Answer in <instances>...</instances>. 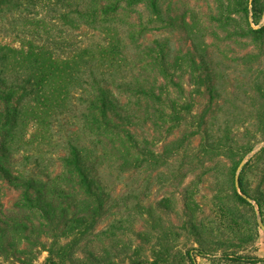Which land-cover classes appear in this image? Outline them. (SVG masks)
Listing matches in <instances>:
<instances>
[{
    "label": "rangeland",
    "instance_id": "1",
    "mask_svg": "<svg viewBox=\"0 0 264 264\" xmlns=\"http://www.w3.org/2000/svg\"><path fill=\"white\" fill-rule=\"evenodd\" d=\"M25 45L57 60L35 75L41 62L11 54L9 77L46 81L19 95L7 164L56 182L75 140L106 198L85 223L46 221L0 176V264H264V0H33L0 16V46ZM91 73L131 101L157 83L162 102L128 128L140 155L82 132Z\"/></svg>",
    "mask_w": 264,
    "mask_h": 264
},
{
    "label": "trees",
    "instance_id": "2",
    "mask_svg": "<svg viewBox=\"0 0 264 264\" xmlns=\"http://www.w3.org/2000/svg\"><path fill=\"white\" fill-rule=\"evenodd\" d=\"M32 1L0 0V16L13 8L28 6ZM95 5L98 6V4ZM109 5L108 3L100 2V12H103ZM84 6L86 8L84 11L83 7L81 8L82 10L78 11L79 18H88L87 20H90L91 24L87 23V26L92 28L97 19L94 12L90 11L93 4L87 3ZM30 46H24L29 49L26 52L23 51L24 49L16 50L7 46H0V176L9 185L21 189V202L28 209L41 213V217L44 220L53 221L56 218L55 216L61 220L60 216L62 214L66 222L72 221L74 224L85 223L89 221L93 209L97 210V207L93 208V204L101 205L106 195L104 191L97 187L98 183L93 178V161L90 162L86 159L84 145L79 144L75 140H70L67 143L66 152L62 156L60 174L56 176L58 179L56 182H52L50 178L39 180V178L36 179L30 175L19 176L17 173L14 174L7 164V160L10 157L8 147L10 137L7 130L12 128L21 114L19 112V95L41 92L46 81L43 77H33L31 74L26 79H12L9 77V72H11V69H9L10 62L21 54L18 51H22V59L29 58L30 60V58H34L41 62L38 66L39 69L34 72L36 75L43 71L45 64L42 61L45 58H48L47 61L50 63H55L57 60L53 53L49 55L50 53L45 47ZM12 52L20 54H14L11 57ZM89 52V49L79 47L75 58L84 59L85 57L89 60L93 56ZM105 56V51H101L100 57L104 58ZM27 63L28 60L23 61V64ZM26 69L29 70V67ZM89 77V81L84 84L90 89H84L78 99V108L82 113L80 118L84 126L87 127L86 129L83 128L84 130L81 129L82 132H89L85 136H94L98 143L102 142V144L112 147L121 144L119 152L125 153L129 149L133 154L140 155L136 134L132 133L128 128H130L129 125L134 118L132 114L135 116V111L138 108L146 105L147 109H151V107H155L162 102L160 92L157 93L156 91L157 86L155 84L157 83H152L151 85L143 82L137 83L132 88V98L134 100L131 101L130 99L125 100L120 96L115 97L114 93L110 91V84L107 80H97V76L92 73ZM41 99L40 97L39 100ZM90 129L91 131H89ZM82 136L84 135L82 134ZM59 179L61 180L60 182H58ZM100 208L99 206L98 210ZM58 211L60 216L56 214ZM70 212L72 218L68 221L67 216ZM233 260L237 262L246 260L248 263L263 261V259H244L242 257H237Z\"/></svg>",
    "mask_w": 264,
    "mask_h": 264
}]
</instances>
